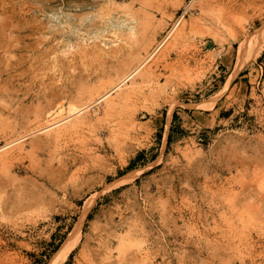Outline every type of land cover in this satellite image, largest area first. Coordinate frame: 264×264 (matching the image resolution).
I'll return each mask as SVG.
<instances>
[{"label": "rangeland", "instance_id": "374dc122", "mask_svg": "<svg viewBox=\"0 0 264 264\" xmlns=\"http://www.w3.org/2000/svg\"><path fill=\"white\" fill-rule=\"evenodd\" d=\"M263 25L264 0H0V264H51L90 197L60 264H264Z\"/></svg>", "mask_w": 264, "mask_h": 264}, {"label": "bare ground", "instance_id": "6f19581e", "mask_svg": "<svg viewBox=\"0 0 264 264\" xmlns=\"http://www.w3.org/2000/svg\"><path fill=\"white\" fill-rule=\"evenodd\" d=\"M126 14L127 15H125V17L129 18L130 20L128 22H124V23L117 24L118 27H115V25H114L113 26V29L115 31V35H116V31H119V33L117 34V36L118 35H120V36H123L124 35L126 37V35H127V36H129V38H131L130 40H133V39H136L137 38V35H139L138 34L139 32L137 31V27H138L137 23L138 22H137V20L135 18H131L130 14H128V13H126ZM103 17H105V16H103ZM111 23H114V22L113 21L110 22L108 24V26H111ZM263 52H264V25L261 28H259L256 31V33L250 39L245 40L241 44L240 50H239V62L243 61L244 63H246V62L251 61V60H257L263 54ZM138 71L139 70H136V71L132 72L127 77V79L128 78L131 79L135 75H138ZM125 81H126V77H125ZM125 81H122L121 80L114 87V89H116V91L122 89L126 85V82ZM113 90H111V91H113ZM111 91H110V93H111ZM90 97H91V94H90ZM108 98H109V93H107L106 95L98 98L97 100H95L92 103H96L97 101H99V103L101 104V103L104 102V103L107 104V108L110 109L111 106H110V103L108 102L109 101ZM87 111H88V106H84V105L81 106L80 105V106H78L75 109L74 114H83V113H86ZM90 198H92V197H90ZM90 198L85 203V207H84L85 209L83 211V215H81L82 218H80L79 224H77L75 226V229L72 231V233H70L69 238L65 241L64 244H62L61 248L56 252V254L54 255V258H53L51 264H60V263L65 262L67 260V258L70 256V254L72 253V251L80 243L81 238H82V234H81L82 224H83L85 218L87 217V215L89 213V210L91 209V207L93 205V200L92 199L90 200Z\"/></svg>", "mask_w": 264, "mask_h": 264}]
</instances>
